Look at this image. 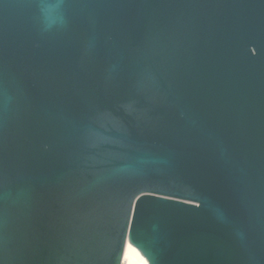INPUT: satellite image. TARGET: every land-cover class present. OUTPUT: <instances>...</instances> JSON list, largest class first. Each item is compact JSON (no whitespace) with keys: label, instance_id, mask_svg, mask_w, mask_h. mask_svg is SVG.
Masks as SVG:
<instances>
[{"label":"water","instance_id":"water-1","mask_svg":"<svg viewBox=\"0 0 264 264\" xmlns=\"http://www.w3.org/2000/svg\"><path fill=\"white\" fill-rule=\"evenodd\" d=\"M264 264V0H0V264Z\"/></svg>","mask_w":264,"mask_h":264},{"label":"bare ground","instance_id":"bare-ground-1","mask_svg":"<svg viewBox=\"0 0 264 264\" xmlns=\"http://www.w3.org/2000/svg\"><path fill=\"white\" fill-rule=\"evenodd\" d=\"M121 264H148V262L144 257L142 259L135 252H133L131 248H129L126 240Z\"/></svg>","mask_w":264,"mask_h":264}]
</instances>
